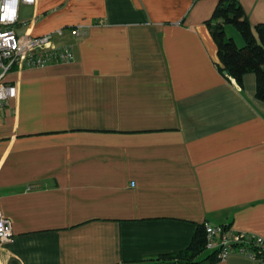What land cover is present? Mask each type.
<instances>
[{"label": "crops", "instance_id": "obj_1", "mask_svg": "<svg viewBox=\"0 0 264 264\" xmlns=\"http://www.w3.org/2000/svg\"><path fill=\"white\" fill-rule=\"evenodd\" d=\"M219 1L19 5L18 36L63 29L53 42L73 61L4 79L16 96L0 103V217L13 237L0 264H166L205 226L264 239V102L254 74L239 85L217 68L206 22ZM235 1L253 32L264 24V0Z\"/></svg>", "mask_w": 264, "mask_h": 264}, {"label": "built area", "instance_id": "obj_2", "mask_svg": "<svg viewBox=\"0 0 264 264\" xmlns=\"http://www.w3.org/2000/svg\"><path fill=\"white\" fill-rule=\"evenodd\" d=\"M35 0H0V103L16 96L14 87L4 84L6 75L14 68H42L73 61L71 49L56 46L54 36L62 37L64 30L37 36L23 37L15 34L13 27L18 22L20 4L33 5ZM71 37L82 35L80 28L68 30ZM205 249L217 252L224 260L230 254H238L252 259L255 264H264V239L245 233H232L224 227H204ZM10 221L0 217V243L12 239Z\"/></svg>", "mask_w": 264, "mask_h": 264}, {"label": "trees", "instance_id": "obj_3", "mask_svg": "<svg viewBox=\"0 0 264 264\" xmlns=\"http://www.w3.org/2000/svg\"><path fill=\"white\" fill-rule=\"evenodd\" d=\"M206 25L217 49L219 72H226L227 79H233L239 85L245 74H254L255 97L264 102V24L256 25L253 32L237 1L220 0ZM225 26L236 29L243 39L242 47L239 48L231 37L228 39ZM205 252L208 251L205 249L204 227H199L184 251L162 255L159 259L165 260L166 264H201L197 258ZM205 260L210 264L220 261L217 252H209Z\"/></svg>", "mask_w": 264, "mask_h": 264}, {"label": "rangeland", "instance_id": "obj_4", "mask_svg": "<svg viewBox=\"0 0 264 264\" xmlns=\"http://www.w3.org/2000/svg\"><path fill=\"white\" fill-rule=\"evenodd\" d=\"M228 28H229V27H228ZM230 28H231V30H233L234 32H237L236 29H235L234 27L231 26ZM13 30L16 31L15 29H13ZM237 34H238V33H237ZM16 35H19V32L16 31ZM238 35H239V34H238ZM227 37H228V39H229V38H230V35L227 34ZM236 45H237V44H236ZM243 45H244V43H243ZM243 45H242V46H243ZM237 46H238L239 48L242 47V46H239V45H237Z\"/></svg>", "mask_w": 264, "mask_h": 264}, {"label": "water", "instance_id": "obj_5", "mask_svg": "<svg viewBox=\"0 0 264 264\" xmlns=\"http://www.w3.org/2000/svg\"><path fill=\"white\" fill-rule=\"evenodd\" d=\"M223 75L226 76V72H223Z\"/></svg>", "mask_w": 264, "mask_h": 264}]
</instances>
